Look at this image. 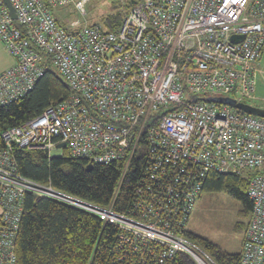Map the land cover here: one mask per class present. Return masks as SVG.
<instances>
[{
	"label": "built area",
	"instance_id": "built-area-1",
	"mask_svg": "<svg viewBox=\"0 0 264 264\" xmlns=\"http://www.w3.org/2000/svg\"><path fill=\"white\" fill-rule=\"evenodd\" d=\"M10 3L15 18L0 0V42L13 59L0 72V104L23 97L52 66L70 93L1 132L0 264H18L15 240L26 193L112 225L108 254L93 258L95 246L89 264H176L179 257L216 264L188 236L211 171L250 173L239 261L263 264L264 118L208 98L253 99L264 0H133L114 30L85 19L87 0ZM63 6L81 17H59L55 9ZM232 35L243 38L232 41ZM61 142L89 163L118 164L106 205L18 172L14 147L51 156Z\"/></svg>",
	"mask_w": 264,
	"mask_h": 264
},
{
	"label": "trees",
	"instance_id": "trees-1",
	"mask_svg": "<svg viewBox=\"0 0 264 264\" xmlns=\"http://www.w3.org/2000/svg\"><path fill=\"white\" fill-rule=\"evenodd\" d=\"M133 0H127L130 6ZM116 3L119 4L118 0ZM126 11L108 12L102 16L101 25L114 30ZM70 93V89L53 69L47 70L23 97L6 105L0 104V148L3 129L19 125L39 114L50 103H57ZM12 155L16 168L21 175L39 183H50L53 187L97 205H106L119 174L118 164L89 165L88 159L73 156L68 146L61 153L48 156L38 149L14 147ZM135 174L124 184L120 199L127 201ZM249 172L241 174L208 173L203 191H225L242 203L238 210L241 218L233 229L242 233L250 216L251 201L247 196ZM19 229L15 240L18 264H89L108 254L111 243L112 225L102 226L99 220L82 210L64 205L57 201L26 193L23 202ZM116 208H119L116 206ZM189 232V230H188ZM188 236L208 253L216 264H240V252H228L209 239L194 235ZM176 264H190L179 257ZM264 264V261H263Z\"/></svg>",
	"mask_w": 264,
	"mask_h": 264
},
{
	"label": "rangeland",
	"instance_id": "rangeland-1",
	"mask_svg": "<svg viewBox=\"0 0 264 264\" xmlns=\"http://www.w3.org/2000/svg\"><path fill=\"white\" fill-rule=\"evenodd\" d=\"M118 2L119 4L116 3V0H87L85 19L91 24L95 22L100 24V19L106 13L116 12V10L124 12L128 9L129 5L126 1ZM55 10L59 17H63L69 12H71V18L81 17L77 12L72 10L71 6H63ZM5 58L6 55L3 53L0 64L2 61L7 60ZM51 69L56 70L53 66ZM207 95L219 96L217 93H209ZM245 102L253 106H264V49L258 62L254 99H249ZM61 149L53 148L51 156L59 155ZM241 208L242 203L225 191H203L197 199L190 217L189 232L194 235L212 238L221 247L224 246L229 250L235 251L240 233L233 229V225L239 219L243 221L247 219L246 217H239L238 210ZM209 257L211 256L209 255Z\"/></svg>",
	"mask_w": 264,
	"mask_h": 264
},
{
	"label": "water",
	"instance_id": "water-1",
	"mask_svg": "<svg viewBox=\"0 0 264 264\" xmlns=\"http://www.w3.org/2000/svg\"><path fill=\"white\" fill-rule=\"evenodd\" d=\"M3 1L7 5L8 9H9V13L12 16V18H15V12H14V9H13L11 3H10V0H3ZM242 38H243L242 35H232L230 37V39L232 41H237V40H240ZM208 99L211 101H214V102H218V103L229 104V105H231V106H233V107H235V108H237V109H239L245 113H249V114L264 118V108L253 106V105H250V104L245 103V102H237L235 99H232L229 97H210ZM64 146H65L64 142L57 144L58 148H62ZM90 165H91V163H89L88 166H90Z\"/></svg>",
	"mask_w": 264,
	"mask_h": 264
},
{
	"label": "crops",
	"instance_id": "crops-1",
	"mask_svg": "<svg viewBox=\"0 0 264 264\" xmlns=\"http://www.w3.org/2000/svg\"><path fill=\"white\" fill-rule=\"evenodd\" d=\"M3 53L6 55L5 59H7V60H5L4 62L3 61L1 62V64H0V72H2L3 70H5L6 68L10 67L13 64L12 57L7 54V52L5 51V49L3 48V46H2V44L0 42V59H1V56L3 55ZM253 99H254V97H253ZM257 107L264 108V106H257ZM205 238H207L210 241L216 243L212 238H209V237H205ZM241 242H242V233L239 234V237L237 239V249L235 251L234 250H229L227 247H224V246H222V248L224 250L228 251V252H233V253L234 252H240L241 251Z\"/></svg>",
	"mask_w": 264,
	"mask_h": 264
}]
</instances>
